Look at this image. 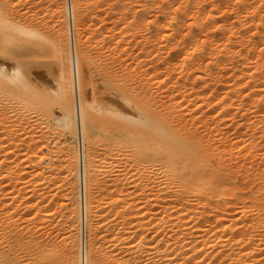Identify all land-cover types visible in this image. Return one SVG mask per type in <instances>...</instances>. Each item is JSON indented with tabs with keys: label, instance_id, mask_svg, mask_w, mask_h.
Masks as SVG:
<instances>
[{
	"label": "bare ground",
	"instance_id": "6f19581e",
	"mask_svg": "<svg viewBox=\"0 0 264 264\" xmlns=\"http://www.w3.org/2000/svg\"><path fill=\"white\" fill-rule=\"evenodd\" d=\"M43 1L32 2L41 8L46 7V2ZM25 2L0 0V53H5L6 58L12 62L10 67L6 64L7 59V62L2 59L0 61V264L80 262L77 254L79 209L76 210L74 206L68 213L64 210L66 199H71V204L74 198L78 200L79 197L77 176L79 158L82 155L79 156L78 147L65 141L61 150L66 156L60 163H55L44 151L49 146L47 129L43 128L32 113L39 101L41 103L44 100L51 108L59 110L57 122L73 134L76 127L79 131L82 128L80 106L83 104L88 128L95 129L96 111L100 107H96L84 91L86 72L83 68L86 56L81 51V41L80 45L78 43L76 54L78 41H75L73 18L78 22L77 25H80L79 19L85 17V12L90 9L93 11L91 7L98 8L101 3L107 6L106 15L108 13L109 17H117L114 21H119L122 17L168 19V22L156 24L158 28H154L158 30L150 35L151 40L146 43V52L155 53L153 58L147 60V69H159L164 62L162 53L171 49L177 54L168 60L164 69L167 78L161 83L164 84L167 79L171 83L176 79L170 86L178 92L176 97L182 96V99L191 104L201 103L197 108L208 106L209 110H214L218 107L225 113L234 109L237 112L239 109L242 114L239 118L238 112L232 116L234 119L230 117L234 120L230 126L227 125L229 121H225L227 118L222 120L219 115H211L207 119L211 123L210 133H203L195 127H189L185 122L173 123L160 110V116L147 120L149 129L144 134L136 131L134 134L128 132L126 136L120 135L121 140H130L139 146H145L147 141L144 139L152 136L156 142L151 141L148 144H151L152 148L153 143H158V146H153V157L161 156L166 175L158 179L141 176L143 174L138 167L134 168L133 174L128 177L113 176L109 175L110 173L106 175V170L103 171L100 167L89 169L94 175L87 178L85 188L88 198L89 240L86 238L84 226L81 264H101L100 260L94 257L99 252V239L105 240L111 235V220L106 218L107 222L105 219V213L109 210L106 208L113 209L115 215L114 218L110 216L113 218L112 245L121 252L120 254L125 253L122 256H127L126 262L130 259L133 261V258H138V263L139 259L143 261L153 258L156 264H196L193 259L197 250L192 243L211 233L216 238H224L212 241L214 243L210 245L206 244L209 246L206 248L213 251L214 263L264 264V0H75L74 10L70 9L74 68L64 1L52 0L50 10L45 9V12L43 8V13L48 11L53 16V20H50L53 22L48 21L51 25L45 21L43 24L37 23L35 19L39 18V15L30 18L27 14L23 21L15 19L14 12L10 13L11 8L14 9V6L18 7L22 3L23 7ZM30 4L33 5L29 2L27 6ZM94 13L97 12L93 11ZM45 17L41 19L45 20ZM189 18L192 19L191 28L196 26L201 32H206L205 39H197L194 43L192 30L191 33H182L183 24ZM229 19L238 21L241 30L233 29V38H229L233 40L232 44L228 39L221 43V46H224L218 51H223L222 54L227 60L233 53V56L240 57L241 61L239 60L238 65L236 59L232 67L225 63V69L229 66L227 71L230 72V67L232 68V75L228 73L233 76L232 81L228 75L232 83L225 81L221 86L219 83L212 84L211 93L205 94V88L211 86L206 83V78L211 76V73L208 74L207 69L199 66L188 51L191 46H197L196 50L204 56L207 45L210 44L211 50L218 48L219 43L216 44L217 47L213 46L214 43H208L209 37L214 36V30L206 26L212 21L217 25L216 21L222 23V20ZM228 22L218 24L223 34L226 33L225 27L230 26ZM185 24L187 26L188 22ZM235 25L237 24L234 23V28ZM173 40L177 42L173 43ZM28 53L54 57L52 63L56 68L53 82L42 84L38 78L35 79L38 74L25 68L29 62L23 57ZM181 53L186 55L183 54L182 57ZM132 66L125 62V68L122 70L127 74V79L122 80L118 75L119 84H116L117 88L114 86L118 90L111 96V104L108 107L116 114L121 113L131 118L133 113L129 109L134 101L135 82ZM196 66L201 70L200 73L194 68ZM43 74L45 76V73ZM153 78L156 76L153 75ZM212 79L217 82L216 78ZM181 81L183 83L180 85ZM199 82L203 83L202 90L199 89ZM178 104L181 105L180 101ZM74 108L78 115V126L75 123ZM11 109L15 112L12 113ZM207 112L204 111L203 115ZM229 132L234 136V139H230L234 141V147L241 146L240 153L237 151L239 154L233 153L235 149L231 151L233 145L230 144L231 150L227 148ZM232 135L230 136L233 137ZM231 154L240 155V159L237 158L232 165L228 163ZM101 174L104 175L101 177ZM94 193L110 196L111 200L107 204L98 205L92 200ZM70 204L68 203V206ZM67 209L66 207V211ZM194 210H198L199 215H193ZM102 211L105 212L104 223ZM108 216L109 214L106 217ZM201 220L207 224L195 229ZM48 227L56 232L66 229L63 233H67L64 237L67 240L66 247L62 249L60 244L53 242L56 239L54 236V240L50 238L53 230H48ZM158 228L168 231L167 239H161L165 244L163 248L159 242L151 241L153 237L150 238V229L156 231ZM101 231L104 233L101 234ZM40 233H48V236L43 239L44 235L41 236ZM187 233L191 235H186ZM196 234L198 238L194 236ZM211 235L209 237H212ZM66 240L63 241L66 243ZM87 242L90 244V256L85 253ZM221 243L230 247L222 248ZM138 251L140 253L136 257L134 254Z\"/></svg>",
	"mask_w": 264,
	"mask_h": 264
},
{
	"label": "rangeland",
	"instance_id": "374dc122",
	"mask_svg": "<svg viewBox=\"0 0 264 264\" xmlns=\"http://www.w3.org/2000/svg\"><path fill=\"white\" fill-rule=\"evenodd\" d=\"M24 1H26V2L24 3L25 5L23 7H22V5H23V3H22V4H19L21 7L18 5L19 8L17 6H14L15 10L13 9V7L11 8L10 13L14 12V18L15 19L17 18V20L20 19V21L21 20L23 21L26 19L27 14H29L30 18H33V16L39 15V18L36 17L37 19H35L36 22L39 24H41V23L43 24V21H45V23H47V24H49V22H53V21H50V20H53V16L51 15V13L49 12L50 15H49L48 11H47V13H45L46 12L45 9L48 10L49 7H52V5H53L52 0H47V1L44 0L43 1L44 3L46 2L45 5H46V7L48 6L47 8L43 6L44 4L41 5V6H43L41 8L39 5L37 7L33 2L34 1L38 2V0H30V1L24 0ZM28 1L31 2L33 5L30 4V6H27V5H29ZM39 1H41V0H39ZM63 1H64V4L66 5V11H67V16H68V23H67V29H68V34H69L68 41H69V46H70L71 54H72L71 55L72 67L74 68L75 60L73 58V48H72V41H71L72 39H71V26H70L71 25L70 9L72 8L74 10V8H75L74 1L75 0H63ZM34 5H35V8L39 9V10L37 9L38 11L35 8H33ZM15 7H17V8H15ZM95 7H91V8H93L94 9L93 11L97 12V13L93 14V11H91L92 9L89 8L90 10H87L85 12V14H86V15H84L85 17H81V19H79L80 25H77L78 22L73 18L75 41L76 42L78 41L77 43L75 42L77 45L76 54L78 53V51H77L78 50V43L80 45V41H81V51L86 56V62L84 64V68H83V71L86 72L85 73L86 74V82L84 83V81H83V84H85L84 87L86 89L84 91H86L85 94L88 95L89 99L92 100L93 104L96 107H100L96 111L95 129L90 130L88 128L87 115H86V111L84 110L83 104L80 106L82 128L79 131V129H77V127H76V130L73 131V134L70 132H67L64 129V127L61 125V123H58L59 121L57 122L56 117H58L60 115L59 110L51 108L48 104H46L44 102V100H42L41 103L39 101L38 106H35V108L33 109L34 111L32 113L33 117L36 118L37 121H39L42 124L43 128L47 129L46 132L48 134L49 146L47 147L48 149L46 148V149H44V151H45V154H48L51 156V158L55 161V163H60L63 160V158H65L64 156H66V155H64L65 153L61 150V146L63 145V143L65 141L72 143L73 145L78 147V150H80L79 156L82 155V157L79 158L80 161H79L78 176H77L78 187H79V195H78L79 197L77 196L78 200H77V198H76V200L74 198L73 199L74 201L72 200V202H74V203L71 202V204H70L71 199H69V200L66 199L67 202L69 201L68 203L70 205L68 206V203L66 202L67 206L65 205V210H64L66 213H68L71 210V208L74 206L76 207V210L79 209L78 210L79 212L77 211V215L79 216V217H77L79 220L78 221V223H79V225H78V249H77L78 258L80 260L79 264L82 263V259H83L82 241H83V234H84V226L86 227V230H85L86 238H87V240H89L88 215H87L88 198H87V193H86L85 188H86L87 178L89 176L94 177L93 173L91 171H89V169L100 167V168H102L103 171L106 170V171H104L106 175L110 173L109 175H113V176L117 175L120 177H124V176L128 177V176H131L133 174L132 172H134V168L138 167L139 169H141L140 173L143 174L141 176H150V177L158 179V178L164 177L166 175L164 172L163 165H162L163 162L161 161L162 160L161 156L158 155L156 157H153L154 147L158 146L157 145L158 143L155 144L152 142L153 143L152 145L154 146V147L152 146V148L150 147L151 144H148L151 141L156 142V140L153 139L152 136L150 138H148V136H146L148 138V139H144L145 141H147L146 145L144 144L145 146H143V145L139 146L138 143H137L138 144L137 145L136 143H132L130 140H124V141H123V139L121 140L119 138L120 135L126 136V134L128 132H132L134 134L136 131H141L144 134L149 129L147 124H146V123H148L147 120L151 119V118L153 119L156 116H160V114H159L160 110L173 123H177L178 121H179V124L182 122H185L186 124L189 125V127H192L193 129L195 127L198 131L203 132V133L204 132L210 133L211 123L207 119L211 115H219L222 120H225L226 118L229 119V120L226 119L225 121H227V122L229 121L227 123V125L230 126L231 122L234 121L233 117L236 115V113L238 112L237 113L238 118L241 117V114H242V111L239 109H237V112L234 109L235 113L233 110H232L233 112L230 111V113H228V112L225 113L222 111L221 108H218V107L215 108L214 110H209L208 106L197 108L201 103L196 102L194 104H191L188 102V100L182 99V96L176 97L175 94L178 92L176 90H172L170 88L171 84H174V81L176 79H173L174 81L172 80L173 83H172V81H171V83L168 82V79L164 82V84L161 83L164 78H167L166 70H164V69H165V66H166L168 60L171 57L176 56V54H177L174 51H172L171 49H166L162 53V56L164 57V62L160 66L159 69H156V68L155 69L149 68V70L147 69L148 68V65L146 64L147 60L153 58L155 56V53L148 54L146 52V43L150 42V40H151L150 35L155 34L156 33L155 30H158V29L154 28V27H157L156 24L168 22L169 21L168 19H165L164 17H122L121 20L114 21L113 19L114 18L117 19V17H109L108 13L106 15V12H108V9L106 8L107 7L106 4L104 6V4L101 3V6L99 4L98 8L97 7L95 8ZM43 8H44L45 14L43 13ZM25 9H26V11H25ZM96 9H98L99 11ZM34 10H35V12H34ZM49 10H50V8H49ZM103 10H105V11H103ZM24 11H25V13H24ZM19 12H21V13H19ZM33 13L34 14L37 13V14L33 15ZM20 14H22V15H20ZM31 14H32V16H31ZM102 14L105 15L106 17L102 16ZM17 15H18V17H17ZM42 15H44V16H42ZM47 15L52 19H50L49 17H47V18H49V19H47L45 17ZM97 15H98V17H97ZM43 17H45V20L41 19ZM103 19H104V21H103L104 23L101 21ZM228 21L222 20V23H221V21L215 22V24H217V23L219 24V22H220V24H223V22H226V23L228 22L230 24V26L225 27V30H226V33L224 32L225 34H223V32H222V30L218 24H217L218 26L214 25L213 21L211 22V24L213 23L212 25L211 24L209 25V23H210L209 22L208 26H206L209 29L214 30V36L212 35L209 37L208 43H211V44L214 43L213 44L214 47H217L216 44L219 43L220 46L218 48H215V50L214 49L211 50L210 44L209 45L206 44L207 45V52L205 53L204 56L200 51L196 50L197 46H191L189 51H188V53L190 55L194 56V59L196 60V62L198 63L199 66H202V68L207 69L206 72L208 74L211 73V76L208 75L206 78V80H207L206 83H210L211 86L208 88H205V92H206L205 94L211 93V90H212L211 87L213 86L212 84L219 83V85L221 86L222 84L225 83V81H228V83L231 80L233 81V76H231L233 71H232L231 67L235 65L234 63H235L236 59H237V64L238 63L240 64V61H241L240 57L237 58V56L236 57H235V55L233 56V53L230 54L231 56L229 55V59L227 60L225 58V56H223L224 54H222L223 51L220 52L222 46H224V45L221 46V43L226 42L230 37H231V39L233 38V35H231L232 32L234 33L233 29L235 30L238 28L237 30H241V27H240V24L238 21H234V19H229ZM187 22H188V24L190 22V25L187 24V26H186L185 23H187ZM191 22H192V19L190 20V18H189V20L184 22L182 33H187V32L191 33V30H192V32L194 34V43H196L197 39L199 41H201L202 39H205L207 36L206 32H204V31L201 32L196 26H193V28H191ZM231 23H233V24H231ZM234 23L237 24V25H235V28L233 26ZM51 24L52 23H50L49 25H51ZM226 28L227 29L229 28V30H227ZM157 34H158V32H157ZM226 34H228L230 36L229 37H228V35L225 36ZM159 36H161V35H159ZM70 41H71V43H70ZM230 41L231 40L229 39V42ZM172 42L176 43L177 40L176 41L173 40ZM232 42H233V40L230 42V44H232ZM198 43H201V42H198ZM213 46H212V48H213ZM238 47H240V46H238ZM218 49H220V50L218 51ZM183 54L186 55V53H183ZM183 54H182V57H184ZM27 57H29V58H27ZM178 57H179V59L181 58L180 55H178ZM1 59H2V61H4V60L6 61V59H7L5 56V53H3V52L0 53V61H1ZM23 59L27 60L29 62V63H27L28 66H25V68L27 67L29 69L28 71H31L32 73L35 72L36 75L38 74V76L41 75V77L35 76L36 77L35 79L38 78V81L40 83L46 84V83H51L54 81L53 73H54V70L56 68V66L53 65L54 57L37 56L34 53H32V54L30 53V55H29V53H28L26 56L23 57ZM7 61L8 62L10 61V62L8 63ZM7 61H6L7 62L6 64L11 67L12 66L11 60H9V58H8ZM38 61H39V63H38ZM40 62H41V64H40ZM125 62H129L131 65H133L132 67L135 68V69L131 68L133 71L132 75L134 74L133 82L135 81L133 83V85H134V94H133L134 101H133L132 107L129 109L130 112L133 113L132 118L129 117L128 115L124 116L121 113L116 114L115 112H112L108 108L109 104H111L110 103L111 102V96L115 92H117V90H118V89H116L117 88L116 84H119L120 77L122 80L127 79V74L122 70L125 68ZM30 63H32V64H30ZM225 63H227V65L231 66L230 72H229V70L228 71L226 70L229 66L225 69V67H224ZM36 64H38V65L34 66ZM47 64H48V66H47ZM49 65H50V67H49ZM206 65H208L209 67H206ZM46 66H47V68H49V70L46 68ZM36 68L38 70H36ZM194 68L197 69L199 71V73L201 72V70L199 68H197V66ZM41 71H43V73H45V76ZM31 72H30V74H32ZM228 73H230L231 75H229ZM153 75H155L156 78H153ZM228 75H229L230 79L232 78L231 80H229ZM123 77H125V78H123ZM147 78H149V80ZM212 78H216L217 82ZM139 81H140V83H139ZM232 81H231V83H232ZM181 83H183V82L181 81L179 84L181 85ZM179 84H177V86H179ZM199 85H200L199 89L202 90L203 83L199 82ZM74 88H76L75 89V92H76L77 87L75 86ZM79 90H80L79 92L82 91L81 88ZM48 96H50V95H48ZM48 98L49 97H46V99H48ZM239 99H241L240 96H239ZM107 101H109V102H107ZM178 101H180V103H181L180 106L178 104ZM75 108H76V106H75ZM75 108H74V110H75V114H74L75 115V123L78 126V115L76 114ZM162 108H164V109L162 110ZM12 110L13 109H11L12 113L15 112L14 110L13 111ZM204 111H208L206 113V115H203ZM181 112H182V114H181ZM125 117H129L130 119L129 118L126 119ZM139 117H142V118L139 119ZM230 117H232L233 119ZM177 118H180V120H182V121L178 120ZM231 133H232V130H231ZM231 133L229 132L230 135H232ZM229 134H228V136H229L228 137L229 147L227 146V148L230 149V147H231L230 144L233 145V142H234L230 139H232V138L234 139V136L232 135L233 137H231ZM134 144H135V146H134ZM147 144H148V146H147ZM232 147H231L232 150L230 149L232 152L235 149V152H233V153H236L238 150H239L238 152L240 153V150H241L240 145H238L236 148L234 147V145ZM238 152H237V154H239ZM157 154L158 153H156V155ZM237 154H231L232 155L231 158H233V160H231V158H230V160L228 161V163L230 165L234 164L236 162V160L240 159V157H239L240 155H237ZM234 155H237V156H234ZM95 157L100 158V160L98 161ZM0 175H1V172H0ZM103 175L104 174H101V177ZM92 200L96 201V203L98 205L99 204L104 205L105 203L107 204L109 202V200H111V198H110V196L97 195V193H94ZM75 201H78V202L75 203ZM66 207L68 208L67 211H66ZM106 209L107 210L109 209L108 212L105 213V212H103L105 210H103L101 215H103L105 213V219L107 218V219L111 220L109 222V225L111 228V230H109V231L111 232V235L108 238H105V240L99 239V242H98L99 252L97 253L99 255L96 254L94 258L99 259L101 264H121V263L122 264H130V263L131 264L132 263L133 264H145V261L147 264H156L154 262L155 260L153 258L152 259L149 258L150 260H148V258H146L143 261H140V259H139V263L137 260L138 258H133V261H131L132 259H130L128 262H126L127 256L126 255L122 256V254H125V253L120 254L121 252H119V250L116 249V247H113L114 245H112V244H114L113 235H112V230H113L112 229L113 228L112 220L115 217L114 210L110 209V208H106ZM110 210H113V211H110ZM107 214H109L108 217H106ZM193 215H196V216L199 215V211L194 210ZM110 216L113 218L111 219ZM101 217H102V221L104 223L105 222L104 221L105 220L104 215ZM107 219H106V221H107ZM96 220H94V221L97 223ZM206 224H207L206 222L201 220L198 222L199 226L195 227V229L199 228L200 226H201L200 228H202ZM51 227L50 228L48 227V230H53V228H51ZM65 230L66 229L61 230L60 232H58L59 230H57L58 233L56 232V230H53V232L57 233L55 235H57L58 237L53 235L54 234L53 232H51V233L49 232L50 238L52 237L51 238L52 240H54V238L56 239V241L54 240L53 242H55L56 245L60 244L59 247L62 249H63V247H66L65 245L67 244V240L64 239V237H65V235H67V233L63 234L64 232H66ZM190 231L191 230H189V232ZM45 232H48V231H45ZM101 232H102L101 234L104 233V231H101ZM155 233H157V235H155ZM166 233L168 234V231L165 232V231L161 230V228H158L156 231L150 229V238L153 237L151 241L153 243L159 242L160 246L163 248L165 246V244H164V242H162L161 239L162 238L167 239ZM40 234H41V236L44 235L43 239H46V237L48 236V233H46V234L40 233ZM186 235L190 236L191 234L187 233ZM210 235H211V233L205 235L206 238H203L205 236L200 237V240H198V241L196 240L197 241L196 243H192L194 245L195 250H197V255L195 254L196 256H194V259H193L196 261V264H216L217 263V262L214 263L213 253H212L213 251L212 250L209 251L210 248L207 249L209 246H206V244L208 245V243H209V245H210V243H214L212 241H216L218 239L221 240V238H223V236L216 238L213 235H211L212 237H209ZM53 236H54V238H53ZM194 236L196 238H198L197 234ZM213 238L214 239L216 238V239L214 240ZM106 239L107 240L110 239L112 241L108 240V241H110V242H108V241H106ZM63 240L64 241L66 240V243ZM222 240H224V238ZM62 244H64V245H62ZM89 245L90 244L87 242V248H86V252H85L87 254V256H90V252H91ZM221 246H222V248L227 247V245L223 246L222 243H221L220 247ZM229 247H230V245H228L227 248H229ZM205 248L207 249L208 252L206 251ZM199 249H201L202 252H200L201 250H199ZM139 253L140 252L138 251L135 254L134 253L133 254L137 257ZM121 259H122V262H121ZM178 262H180V261H178Z\"/></svg>",
	"mask_w": 264,
	"mask_h": 264
}]
</instances>
